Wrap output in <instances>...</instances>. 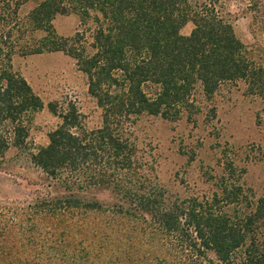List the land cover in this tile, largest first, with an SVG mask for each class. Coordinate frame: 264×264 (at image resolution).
<instances>
[{
  "label": "trees",
  "instance_id": "trees-1",
  "mask_svg": "<svg viewBox=\"0 0 264 264\" xmlns=\"http://www.w3.org/2000/svg\"><path fill=\"white\" fill-rule=\"evenodd\" d=\"M226 1L0 0V162L14 149L43 183L31 197L0 200V264H66L72 242L112 237L87 217L100 211L133 212L138 222L179 233L196 260L264 264V193L252 197L239 183L232 157L225 155L219 174L203 171L213 181L210 195L172 198L135 129L144 115L212 120L214 96L230 87L259 100L264 127V46L238 38ZM259 2L249 0L247 10L256 13ZM70 13L78 27L60 36L52 21ZM187 22L192 28L183 35ZM56 50L86 75L100 120L89 126L75 101L49 102L60 121L34 148L29 123L43 103L11 59ZM98 190L117 201L99 202Z\"/></svg>",
  "mask_w": 264,
  "mask_h": 264
},
{
  "label": "rangeland",
  "instance_id": "rangeland-1",
  "mask_svg": "<svg viewBox=\"0 0 264 264\" xmlns=\"http://www.w3.org/2000/svg\"><path fill=\"white\" fill-rule=\"evenodd\" d=\"M248 3L249 0L226 1V8L234 16V31L243 43L259 42L264 46V0H260L256 13L247 10ZM32 6L33 2H28L23 8ZM52 25L58 35L70 36L78 27V17L74 13L57 15ZM191 28L192 23L187 22L180 33L187 35ZM11 64L43 103L29 123L28 138L34 148L46 144L49 131L60 121L49 109V102L75 101L88 125L98 124L100 109L86 94V75L67 52L16 54ZM214 102L216 118L212 120L199 115L196 122L185 117L174 122L144 115L135 127L141 145L152 155L158 180L172 198L210 195L213 181L206 180L203 171L221 173L226 156L232 157L235 175L242 171L239 183L251 190L252 197L264 193V127L256 117L259 100L240 88L230 87L218 92ZM42 186L33 165L18 157L16 150H9L0 162V200L28 198ZM95 198L104 204L117 201L107 190L96 191ZM87 217L101 231L107 228L106 233L111 232L112 237L105 243L72 242L66 247L68 255L62 258L66 264L71 261L70 253L79 261L85 260L83 264H210L204 259L196 260L186 246L181 248L179 233L138 222L133 212L121 217L100 211ZM208 257L214 259L211 252Z\"/></svg>",
  "mask_w": 264,
  "mask_h": 264
}]
</instances>
